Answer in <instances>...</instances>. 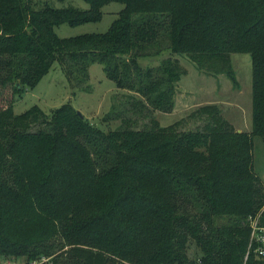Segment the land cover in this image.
Masks as SVG:
<instances>
[{
  "label": "trees",
  "instance_id": "trees-1",
  "mask_svg": "<svg viewBox=\"0 0 264 264\" xmlns=\"http://www.w3.org/2000/svg\"><path fill=\"white\" fill-rule=\"evenodd\" d=\"M85 1L87 10L0 0V259L243 264L248 219L264 206L253 165V139L264 138V0ZM111 2L123 8L108 31L55 32L101 21ZM164 52L198 67L221 64L235 85L231 53H250L252 130L237 131L214 104L196 111L206 116L201 130L161 127L154 118L150 128H134L125 112L174 110L187 71L172 57L151 65ZM54 63L84 91L90 67L103 65L132 103L103 118L121 124H92L71 103L15 114L14 103ZM248 262L258 263L254 254Z\"/></svg>",
  "mask_w": 264,
  "mask_h": 264
},
{
  "label": "rangeland",
  "instance_id": "rangeland-1",
  "mask_svg": "<svg viewBox=\"0 0 264 264\" xmlns=\"http://www.w3.org/2000/svg\"><path fill=\"white\" fill-rule=\"evenodd\" d=\"M33 4L35 8H41L44 4L56 8L69 6L82 10L89 8V4L85 0H33ZM122 8L123 4L111 2L103 7L101 21L77 26L61 24L55 28V32L61 38L75 37L86 33H104L108 31ZM167 57L178 59L187 71L177 83L174 110L170 113H162L149 107L148 110H145V115L137 111L125 112L126 116L124 117L132 118L134 128H150L154 118L161 127L175 124L179 130L183 131L201 130L206 122V116L197 114L196 111L202 106L214 104L219 107L223 118L237 131L249 132L252 130L253 71L250 53H231L230 58L236 85L226 73L222 72L221 64H215V62L198 67L185 55L164 52L162 56L156 58V61L151 62V65H157ZM148 62L144 59L141 61L143 66L149 64ZM89 75V91H84L76 86H71L61 66L54 63L39 83L33 89L26 91L14 103L15 114H21L33 106H38L44 113L51 114L53 110L63 104L71 103L92 124L103 128H116L121 124V120L108 119L105 124L103 118L107 113H110L112 107H115L114 112L129 107V105L121 103L127 102L128 98L106 75L103 65L93 64L89 69ZM0 90L2 89L0 88ZM128 102L131 103V100ZM111 117H114V114H111ZM253 142L254 171L264 189V138L255 136ZM189 255L191 258L196 256L193 246L189 247ZM16 262L23 264L22 259L15 261V264Z\"/></svg>",
  "mask_w": 264,
  "mask_h": 264
},
{
  "label": "built area",
  "instance_id": "built-area-1",
  "mask_svg": "<svg viewBox=\"0 0 264 264\" xmlns=\"http://www.w3.org/2000/svg\"><path fill=\"white\" fill-rule=\"evenodd\" d=\"M248 225L250 237L243 264H249L250 254H254L257 264H264V206L259 212L249 217ZM0 264H11V262L0 259ZM34 264H52V262L49 258H42Z\"/></svg>",
  "mask_w": 264,
  "mask_h": 264
},
{
  "label": "water",
  "instance_id": "water-1",
  "mask_svg": "<svg viewBox=\"0 0 264 264\" xmlns=\"http://www.w3.org/2000/svg\"><path fill=\"white\" fill-rule=\"evenodd\" d=\"M78 113H79V115H80L81 117H84V115H83L81 112L78 111Z\"/></svg>",
  "mask_w": 264,
  "mask_h": 264
},
{
  "label": "crops",
  "instance_id": "crops-1",
  "mask_svg": "<svg viewBox=\"0 0 264 264\" xmlns=\"http://www.w3.org/2000/svg\"><path fill=\"white\" fill-rule=\"evenodd\" d=\"M14 264H15V262H13ZM16 264H18L17 262H16Z\"/></svg>",
  "mask_w": 264,
  "mask_h": 264
}]
</instances>
